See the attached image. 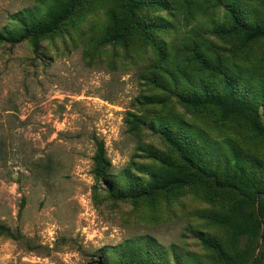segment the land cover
<instances>
[{
	"label": "rangeland",
	"instance_id": "1",
	"mask_svg": "<svg viewBox=\"0 0 264 264\" xmlns=\"http://www.w3.org/2000/svg\"><path fill=\"white\" fill-rule=\"evenodd\" d=\"M148 1L0 0L5 39L28 11L56 27L0 41V222L23 234L0 236V264H264V191L242 195L223 180L226 159L235 176L234 146L264 183V135L185 102L226 74L264 89V38L216 34L235 4L264 26V0L138 6ZM251 100L264 125V100ZM173 127L212 165L185 164L163 134Z\"/></svg>",
	"mask_w": 264,
	"mask_h": 264
},
{
	"label": "trees",
	"instance_id": "2",
	"mask_svg": "<svg viewBox=\"0 0 264 264\" xmlns=\"http://www.w3.org/2000/svg\"><path fill=\"white\" fill-rule=\"evenodd\" d=\"M157 4L159 5V1L150 0L145 3H139L138 6L142 7L144 5L147 7H151ZM230 13L232 20L231 27L228 28L222 26L216 28L217 35L221 37H228L231 35L239 34L243 35L247 41L264 38V26L255 25L244 20L242 9L238 5L235 4L233 7H231ZM50 18L53 19L54 16ZM20 20L24 25L22 33L9 39H5L4 37L0 36V41L7 40L11 43L16 44L27 39L39 38L50 32L52 29L56 28L51 27L55 25H49L47 20H36L35 16L29 11L27 12V16ZM161 26V23L157 22L156 24H151L149 26V29L155 31L160 29ZM153 46L158 52H161V49L157 42L153 41ZM198 58L205 69H212V66L206 58H203L202 56H198ZM181 77L185 82L191 83V80L187 75L181 73ZM241 82L242 81H240L238 78L226 74L224 75V79H221L220 85H202L198 90H195L194 93H191V95L189 94L185 102L192 108L207 104L215 105L227 115H236L242 117L254 131L262 136L264 135V125L261 121L259 110L252 104L253 100L251 99L259 97L264 100V89L257 90L253 87H249L246 84H242ZM163 134L166 140L173 147H175L178 152L181 153L182 160L185 162V164L189 165L190 167L197 168H203L207 167L208 165H212L211 162L204 163V159L202 158L203 151L200 148L199 144H197L196 141L190 140L188 139V137L183 135L182 129L178 127L166 128L164 129ZM96 147L97 150L94 157V173L97 177H103L106 174V169L108 166L104 144L97 140ZM230 150L234 155L235 176H233V172H231L230 170L229 160L226 159V171L223 176L225 184L242 193V195H256L258 191H264V183L259 182L257 173L245 169L244 163L240 161L239 150L234 146L231 147ZM248 175V181L250 183L246 182ZM230 176H232L231 181H228V178ZM131 185L134 186L135 191L140 187L139 183L136 181H132L130 183V186ZM0 236H6L15 241L21 240L23 238V234L20 228L13 229L1 222ZM144 255H147V252H145ZM152 262L153 261L149 256H146L143 259V264H153Z\"/></svg>",
	"mask_w": 264,
	"mask_h": 264
}]
</instances>
